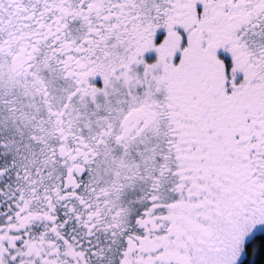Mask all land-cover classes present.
<instances>
[{"label": "snow or ice", "instance_id": "obj_1", "mask_svg": "<svg viewBox=\"0 0 264 264\" xmlns=\"http://www.w3.org/2000/svg\"><path fill=\"white\" fill-rule=\"evenodd\" d=\"M0 264H264V0H0Z\"/></svg>", "mask_w": 264, "mask_h": 264}]
</instances>
